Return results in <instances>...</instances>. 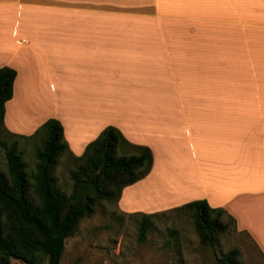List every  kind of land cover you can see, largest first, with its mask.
<instances>
[{
  "label": "crops",
  "instance_id": "1",
  "mask_svg": "<svg viewBox=\"0 0 264 264\" xmlns=\"http://www.w3.org/2000/svg\"><path fill=\"white\" fill-rule=\"evenodd\" d=\"M4 128L57 118L73 154L108 126L152 149L127 213L206 199L264 250V0H0Z\"/></svg>",
  "mask_w": 264,
  "mask_h": 264
},
{
  "label": "trees",
  "instance_id": "2",
  "mask_svg": "<svg viewBox=\"0 0 264 264\" xmlns=\"http://www.w3.org/2000/svg\"><path fill=\"white\" fill-rule=\"evenodd\" d=\"M16 76V69L0 68L3 126L6 102L13 97ZM7 133L40 144L36 148V169L31 170L18 141L9 144L0 138V264H14L13 259L29 264H61L66 239L80 222L92 216L101 201L119 202L124 188L145 178L153 168L152 149L132 143L115 126L106 127L80 156L71 151L63 124L57 118H49L32 135ZM1 149L5 150V168ZM66 153L77 163L70 174V192L55 174ZM172 211H184L192 217L205 245H214L220 235L231 230L232 224L236 227L234 216L223 207L211 206L206 199L185 203ZM162 214H132L142 220L141 239L153 228V218ZM240 257V249L233 248L218 263L243 264Z\"/></svg>",
  "mask_w": 264,
  "mask_h": 264
},
{
  "label": "rangeland",
  "instance_id": "3",
  "mask_svg": "<svg viewBox=\"0 0 264 264\" xmlns=\"http://www.w3.org/2000/svg\"><path fill=\"white\" fill-rule=\"evenodd\" d=\"M0 138L9 144L18 141L30 169H36L39 141L8 134L1 123ZM1 161L5 168L4 149H1ZM76 165L73 156L66 153L55 172L69 192L73 185L70 174ZM172 209L159 211L164 214L153 218V228L141 239L140 217L122 211L119 202L101 201L96 212L84 218L66 239L61 264H219L218 260L233 248L240 249L243 264H264L261 246L248 234L238 232L233 224L214 245H205L192 217ZM13 263L29 264L19 259H13Z\"/></svg>",
  "mask_w": 264,
  "mask_h": 264
}]
</instances>
